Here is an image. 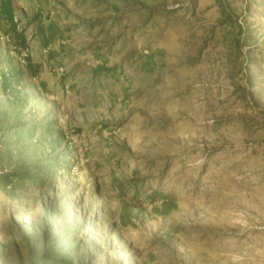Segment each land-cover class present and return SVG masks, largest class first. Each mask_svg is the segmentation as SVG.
Segmentation results:
<instances>
[{"label":"rangeland","instance_id":"rangeland-1","mask_svg":"<svg viewBox=\"0 0 264 264\" xmlns=\"http://www.w3.org/2000/svg\"><path fill=\"white\" fill-rule=\"evenodd\" d=\"M0 264H264V0H0Z\"/></svg>","mask_w":264,"mask_h":264}]
</instances>
